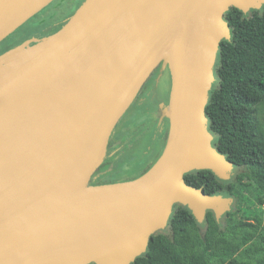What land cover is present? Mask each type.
<instances>
[{
	"label": "water",
	"instance_id": "obj_1",
	"mask_svg": "<svg viewBox=\"0 0 264 264\" xmlns=\"http://www.w3.org/2000/svg\"><path fill=\"white\" fill-rule=\"evenodd\" d=\"M53 1L0 0V42ZM247 1L85 0L62 30L0 57V264H130L174 204L196 221L206 211L222 214L227 201L188 186L183 176L209 170L224 179L221 171L233 167L203 142L206 104L197 94L209 88L211 61L219 42L229 39L225 12H243ZM188 57L191 63L184 62ZM158 64L171 74L163 111L169 131L159 158L134 180L89 185L115 126ZM70 159H77L75 167L81 163L63 192L83 184L92 189L88 200L55 204L56 191L38 205L41 212L16 223L17 208L27 201L34 208L35 191L51 186ZM112 187L117 192H103ZM121 213L154 216L143 241L118 239L134 230L95 248L89 243L107 233L67 245L69 238H57L84 234Z\"/></svg>",
	"mask_w": 264,
	"mask_h": 264
},
{
	"label": "trees",
	"instance_id": "obj_2",
	"mask_svg": "<svg viewBox=\"0 0 264 264\" xmlns=\"http://www.w3.org/2000/svg\"><path fill=\"white\" fill-rule=\"evenodd\" d=\"M58 1L61 0L53 2ZM84 2L68 0V8L75 12ZM223 19L230 37L218 44L217 88L210 94L204 112L218 153L242 172L227 184L209 170L187 173L183 181L211 196L219 193L231 195L237 187H253L259 194L256 203L263 210L243 214L239 210L228 212L222 228L214 213L206 211L202 232L191 212L177 205L168 224L170 237L151 235L143 255L130 264H264V7L249 17L231 8ZM49 26H41L38 32L21 39L18 46L34 37L46 36L45 30ZM133 122L135 120L129 121L121 130L117 126L115 138L126 142L131 135L130 129L135 126H132ZM153 135L150 149L138 164L134 158L125 159L119 153L108 155L91 179L103 178L112 163L113 170L119 172L106 178V182L94 184L91 180V183H114L113 179L117 177L120 181H127L123 179L126 170L134 178L141 176L160 155L154 148L157 141L162 145L165 142V136ZM108 152H111L110 148ZM129 155L135 156V153ZM237 212L241 214L239 219L236 218Z\"/></svg>",
	"mask_w": 264,
	"mask_h": 264
},
{
	"label": "rangeland",
	"instance_id": "obj_3",
	"mask_svg": "<svg viewBox=\"0 0 264 264\" xmlns=\"http://www.w3.org/2000/svg\"><path fill=\"white\" fill-rule=\"evenodd\" d=\"M247 2H248V7L242 12L244 17L251 16V14L254 11L260 12V11H262V9L264 7V0L263 1H260V0H251L250 1L249 0ZM68 5H69L68 0H61L58 2H52L49 5H47L45 8H43L41 11H39L37 14L32 16L29 20H27L25 23H23L16 31H14L12 34H10L8 37H6L3 41L0 42V57L3 58L6 55V58H7L9 52L18 46V42L21 39L30 36V34H32L34 32L35 33L38 32V30L41 28V26L50 24V26L45 30L46 36H43V37L38 38V39L36 37H34V39H36V42L41 41L43 39H46V38L56 34L60 30H62L67 25V23L71 20V18L75 15L76 11L81 7L80 6L75 12H73L70 8H68ZM230 9L231 8H229L228 10H230ZM51 30H52V32H51ZM228 36L230 37V32H228ZM36 42H31L29 46L31 47V46L35 45ZM211 62H212L211 73H212L213 81L211 82L209 88H206V87L200 88V90L198 91V94H197L199 102L203 103L204 105L207 104L209 97H210V94L215 90V88H217V77L215 74L216 69L219 66V57H218L217 51L215 53L213 61H211ZM170 78H171L170 69L167 68L164 71V75L158 81L157 90L159 91V94H160V95H158L159 99L163 98L165 90L169 87V84L171 82ZM132 105L133 104H130L128 106L127 110L123 113V115L121 116V119L119 120V122L117 124L118 127L116 126L118 129L121 130L124 126H126V124L129 121L135 120V122H133V124H132V126H134V125L135 126L130 129V132H131L130 137L126 138V140H125L126 142H124L122 140V138H120V139L115 138V132L118 131L117 128L115 127L112 134H111V138H109V139L112 141L111 144L115 147L114 149L118 148L114 152H118L119 153L118 155L121 157L124 156L125 159L132 157V158H134L133 161H135L136 163L137 162L139 163L138 160L143 158L144 157L143 155H145L146 151L150 149L149 143L151 140V136L153 135L154 131L156 130L155 129L156 113L153 111V107L152 108L148 107L149 104H148V106L146 105L144 107L139 106V108H136ZM147 107L150 108L151 111L149 113H147V116H145L147 118H144L143 117L144 111L146 110ZM135 109L140 110L137 113V116L135 115V112H134ZM205 127H206V130H205ZM205 127H204V132L202 133L203 142H207L208 146L210 148H215V141H214L215 137L212 136L211 134H209V131H207L208 130L207 122H205ZM158 141L155 144L156 147H154V148H155V152L157 154H160L161 149L163 148V145L161 143H159ZM111 144H109V146H112ZM134 153H135V156L129 155V154H134ZM136 153H137V157H136ZM91 164L93 165V162ZM113 168H114V164L112 163V165L110 167H108V169H110V170L107 171V173L103 176V178H100L99 180L97 179L96 181H95V179L94 180L91 179V180L94 182V184L106 182L107 181L106 178L111 177L112 175L119 172V170H113ZM219 168H220L219 170H221L223 167L221 166ZM195 171L196 170H192V171H189V173H191V172L193 173ZM221 172L223 173V176H225V178L219 179V180L221 182L227 184V183L232 182L234 180L235 176L242 172V169L236 168V167H231V168H224ZM123 175H124L123 179L126 178L127 181L136 179V178H134V176L132 177L130 175L129 170H126V172ZM118 178L119 177H117L116 179L114 178L113 180L117 183L124 182V181H120ZM128 179H130V180H128ZM100 181H102V182H100ZM95 182H97V183H95ZM94 184L91 183V181L89 182V185H91V186H96ZM109 184L110 183H106V184H104V186H108ZM83 188H84V186L82 184L78 188L74 189L72 192L69 191L66 194H65V192H63L64 190L58 192L57 199L55 200V204H63L64 206H66V205H71L75 202L77 203V201H78V203H82L79 200H84V199L88 200L87 193L89 191H92V189L91 188H87V189L84 188L85 191H83L82 190ZM117 189L118 188L112 187L111 189H109L107 191L103 190V192L105 194H112V193L117 192ZM103 192L101 194H103ZM258 195L259 194L256 192V190L253 187H250L248 189L237 187V188H235L233 194H231V195H227L225 193L217 194L216 195L217 197H220L222 200L227 201V203H226L227 205L222 210V214H220L217 218V222H218L220 228H222L226 224V221L228 219L226 217V214L228 212L233 213V212H236L237 210H239L241 212V214H243L244 212H247V211L262 212L263 207L258 206L256 203V199H257ZM73 198H74L73 202L68 201V200H71ZM177 205H180V204H174L169 209V214H167V216H165L164 223L163 224L161 223L162 225L160 224L158 227H155L154 230H152V232H150L148 234V236L149 235L162 234V235H166V236L170 237V231H169V225L168 224H169V220H170L172 213L177 209ZM240 212L239 213L237 212V216H236L237 219L241 218ZM129 215H130L129 213H123V214L121 213L120 215H115L108 220L102 221L100 225L102 226V223L107 224L108 222H111V221L117 222V220H124L123 224H126V223H128V224L125 226H122V228L126 229V230H134L135 234L132 233L130 235H127V237H121L122 236L121 235L118 239L137 238V239H140L143 241L142 233L144 230H146L148 228L147 227L148 225L152 224V219H154V216L153 217L150 216L148 218L145 217L146 219L145 218L142 219L139 217L137 218V216H136L137 214L131 215V216H129ZM197 223H198L199 228L203 232L204 231L203 220L197 221ZM94 225L96 226V225H98V223L96 222V223L87 224V225H85V229L95 227ZM123 229H121V230H123ZM137 232H138V235L136 234ZM120 233H121V231L118 232L117 234L107 235V236H104L100 239L92 240L91 243H89V244H91V245H89V247L95 248L97 246H100L99 243L107 242L110 239H115L116 236ZM81 234L82 233H80L79 235H81ZM63 243L67 245V244H72V243L76 244V243H80V242H75L72 240H66ZM143 253H144L143 251H141V252L139 251L138 256H142Z\"/></svg>",
	"mask_w": 264,
	"mask_h": 264
},
{
	"label": "bare ground",
	"instance_id": "obj_4",
	"mask_svg": "<svg viewBox=\"0 0 264 264\" xmlns=\"http://www.w3.org/2000/svg\"><path fill=\"white\" fill-rule=\"evenodd\" d=\"M184 62L191 63L192 58L191 57L185 58ZM76 161H77V159H70L68 161V163L66 164V167H65L63 174L60 177H58L56 180H54V182L51 184V186L45 187L43 189H37L35 191V195L33 197L35 198V204L36 205L34 208H32L30 210V202L29 201L25 202L24 204H21L17 208L18 210L13 215V217L16 216V223H17V221L21 220L20 218H18L19 216L20 217L22 216V218L24 219L27 215H31L35 212L36 213L41 212L42 211V209L40 208L41 206L39 207L38 205L42 204V202L45 201L47 199V197L50 196L53 192L62 191L63 189H65L66 186H68L70 183H72L73 178L75 177V175L77 174V171H78L77 167L81 163V162H78L77 167H75L74 163ZM123 222H124V220H117V222L111 221V222H108L107 224L102 223L105 225H102V226H99L95 229L87 231L84 234L76 235V234H71V233H65L64 235L62 234L61 236H57V238H59V239L69 238V240L81 243V242H83L87 239H90V238H98V237H100L106 233H107V235H112L113 231H114L113 233H118L119 231H121V229H123L122 228V225H124ZM123 230H126V229H123ZM147 230L148 229L144 230L143 233H146ZM143 233H142V235H143ZM48 240L51 241L52 238H49Z\"/></svg>",
	"mask_w": 264,
	"mask_h": 264
},
{
	"label": "flooded vegetation",
	"instance_id": "obj_5",
	"mask_svg": "<svg viewBox=\"0 0 264 264\" xmlns=\"http://www.w3.org/2000/svg\"><path fill=\"white\" fill-rule=\"evenodd\" d=\"M167 68L168 67L161 70V64H158L154 68V70L150 73V75L148 76V78L146 79V81L144 82V84L142 85V87L140 88V90L138 91L137 95L135 96L134 100L131 103V104H133L132 106H134L136 108H139V106H143V107L146 105L148 106V104H149L148 107H150V108L153 107V111L156 113V120H155V122H156L155 123V129L156 130L154 131L155 133L153 136L154 137L159 136V135L165 136L164 145L166 143V139L168 136L169 120L166 116H163V111L165 110V108L167 107V105L169 103L170 92H171V82L169 84V87L165 90V93L163 96L164 99L163 98L159 99L158 95H160V94H159V91L157 90V87H158L159 79L164 75V71ZM148 107L144 111V115H143L144 118H147L145 116H147V113H149L151 111V109ZM139 111H140L139 109L134 110L136 116H137V113ZM110 138H111V136H110ZM111 143H112V141L109 139L108 144L106 146L105 157H104L103 161L101 162V164L96 169V171L105 162L108 155L113 156V155H116L118 153V152H114L118 148L114 149L115 147ZM109 144H111L112 146H109ZM164 145H163V148H164ZM109 148L111 149V152H108ZM162 149H161V151H162ZM108 153H110V154H108ZM96 171H94V173L91 175V178L95 176ZM104 173L105 172L103 171V174ZM91 178H90V181H91ZM116 183L117 182L110 183V184H116ZM96 186H99V185H96Z\"/></svg>",
	"mask_w": 264,
	"mask_h": 264
},
{
	"label": "crops",
	"instance_id": "obj_6",
	"mask_svg": "<svg viewBox=\"0 0 264 264\" xmlns=\"http://www.w3.org/2000/svg\"><path fill=\"white\" fill-rule=\"evenodd\" d=\"M160 154H161V153H160ZM159 156H160V155H159ZM159 156L157 157V159L159 158ZM157 159L152 163V165H151L149 168H151V167L153 166V164L157 161ZM149 168H148V169H149ZM148 169H147V170H148ZM147 170H146V171H147ZM146 171H145V172H146ZM145 172H144V173H145ZM144 173H143V174H144ZM143 174H142V175H143ZM139 177H140V176H139Z\"/></svg>",
	"mask_w": 264,
	"mask_h": 264
}]
</instances>
